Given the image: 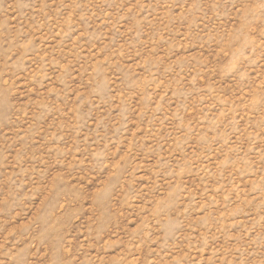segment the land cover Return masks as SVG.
I'll return each mask as SVG.
<instances>
[{
  "label": "rangeland",
  "instance_id": "obj_1",
  "mask_svg": "<svg viewBox=\"0 0 264 264\" xmlns=\"http://www.w3.org/2000/svg\"><path fill=\"white\" fill-rule=\"evenodd\" d=\"M0 264H264V0H0Z\"/></svg>",
  "mask_w": 264,
  "mask_h": 264
}]
</instances>
